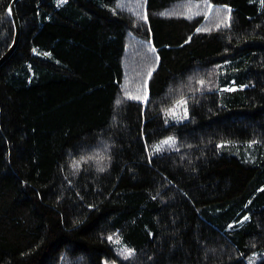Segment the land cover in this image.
Masks as SVG:
<instances>
[{
  "label": "trees",
  "instance_id": "trees-1",
  "mask_svg": "<svg viewBox=\"0 0 264 264\" xmlns=\"http://www.w3.org/2000/svg\"><path fill=\"white\" fill-rule=\"evenodd\" d=\"M12 2L0 264H251L264 250L260 0H17L15 46ZM181 101L188 118L168 122ZM171 136L177 148H156Z\"/></svg>",
  "mask_w": 264,
  "mask_h": 264
},
{
  "label": "rangeland",
  "instance_id": "rangeland-1",
  "mask_svg": "<svg viewBox=\"0 0 264 264\" xmlns=\"http://www.w3.org/2000/svg\"><path fill=\"white\" fill-rule=\"evenodd\" d=\"M166 116H167L168 122L169 121H176V122L184 121L189 116L186 103L184 101L178 102L173 109H171L170 111L167 112ZM169 138H172L171 141H169ZM165 141H169V142L165 143ZM230 143L231 142H223L220 144V147L222 148V146L224 144L229 145ZM166 145H168V149L177 148V137L171 136V137H168L164 140H161L160 142L157 143L156 148L158 150L162 151L167 147ZM236 154H238V153H236ZM238 156H240V155L238 154ZM112 239H113L112 241L114 243H116V244L119 243V245H118L119 253L127 254L128 250H131L129 248V246L127 244H125L124 241L120 242V240H122V238L120 236L119 237L118 236L113 237ZM262 258H264V250L256 252L255 254H253V256L249 260H250L251 264H254L255 262H257L258 260H260ZM105 264H109V263H105Z\"/></svg>",
  "mask_w": 264,
  "mask_h": 264
},
{
  "label": "water",
  "instance_id": "water-1",
  "mask_svg": "<svg viewBox=\"0 0 264 264\" xmlns=\"http://www.w3.org/2000/svg\"><path fill=\"white\" fill-rule=\"evenodd\" d=\"M16 2L17 0H13V2L11 3L10 7L11 8V17L13 19L14 25H15V41H14V46L17 44L18 40H19V36H20V21H19V17L17 15L16 12Z\"/></svg>",
  "mask_w": 264,
  "mask_h": 264
},
{
  "label": "snow or ice",
  "instance_id": "snow-or-ice-1",
  "mask_svg": "<svg viewBox=\"0 0 264 264\" xmlns=\"http://www.w3.org/2000/svg\"><path fill=\"white\" fill-rule=\"evenodd\" d=\"M63 2H66V0H61V3H63ZM260 3L262 5H264V0H260ZM224 7L226 8L227 6H224ZM8 11H9V14H11V8H9ZM228 11L231 12V9H228ZM189 18H191V17H189ZM225 26H227V24ZM198 31H199V29H198ZM201 83H203V82H201ZM133 99H140V97H133ZM117 103H119V101H117ZM171 139L172 138H169V141H171ZM169 141H165V143H168ZM245 219H248V218L246 217ZM109 239H111V237H109ZM131 254H132V250H128V255H131Z\"/></svg>",
  "mask_w": 264,
  "mask_h": 264
},
{
  "label": "bare ground",
  "instance_id": "bare-ground-1",
  "mask_svg": "<svg viewBox=\"0 0 264 264\" xmlns=\"http://www.w3.org/2000/svg\"><path fill=\"white\" fill-rule=\"evenodd\" d=\"M12 56V55H11Z\"/></svg>",
  "mask_w": 264,
  "mask_h": 264
}]
</instances>
